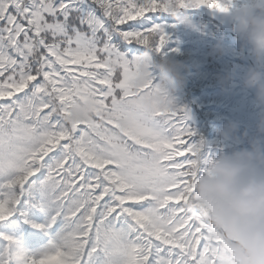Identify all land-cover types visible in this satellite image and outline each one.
I'll use <instances>...</instances> for the list:
<instances>
[{"label":"snow or ice","instance_id":"snow-or-ice-1","mask_svg":"<svg viewBox=\"0 0 264 264\" xmlns=\"http://www.w3.org/2000/svg\"><path fill=\"white\" fill-rule=\"evenodd\" d=\"M0 0V221L37 173L56 237L25 251L0 233V264H264L259 238L213 230L203 206L189 207L200 156L182 106L162 107L153 73L127 84L138 56L167 40L152 13L221 0ZM139 51V49H136ZM91 100L94 115L65 118ZM198 156L200 159L198 160ZM196 169V171H194ZM40 228L42 225H34Z\"/></svg>","mask_w":264,"mask_h":264},{"label":"clouds","instance_id":"clouds-1","mask_svg":"<svg viewBox=\"0 0 264 264\" xmlns=\"http://www.w3.org/2000/svg\"><path fill=\"white\" fill-rule=\"evenodd\" d=\"M235 2L221 0L228 9L233 8ZM173 5L176 6L175 0ZM233 15L232 31L240 41L241 50L247 48L253 61L240 76V83L243 88L254 92L253 103L257 109L255 131L252 135L247 129L241 132L236 121H228L217 129L219 140L246 141L247 146L235 147L210 158L207 167L199 170L195 177L189 207L203 206L209 226L221 231L228 243L236 244L247 253V248L234 238L246 241L258 237L264 246V0H239ZM181 22L187 21L182 19ZM223 51L220 41L212 48L213 54H222ZM153 53L149 49L138 56L127 84L138 89L151 78L150 73L156 72L158 104L174 107L175 93L185 80L184 65L181 61L163 56L156 62ZM234 79L235 73L231 71L216 76L218 85L225 91L234 86ZM93 108L91 100L73 103L65 119L69 123L82 122L94 115ZM197 143L200 156L208 157L203 152L204 141L197 140ZM249 264H260V261L251 258Z\"/></svg>","mask_w":264,"mask_h":264},{"label":"trees","instance_id":"trees-1","mask_svg":"<svg viewBox=\"0 0 264 264\" xmlns=\"http://www.w3.org/2000/svg\"><path fill=\"white\" fill-rule=\"evenodd\" d=\"M90 2L91 0H87L83 5L84 11L91 10L87 6ZM238 2L236 0L233 8L238 6ZM151 17L154 18V23L164 27L167 34L160 53L152 54L153 60L158 62L162 56L171 57L184 65L185 80L175 93V102L188 113L186 124L196 133L192 140L204 141L203 152L209 158L229 152L235 147H246V141L237 143L234 140H219L217 129L228 121H236L241 132L247 129L249 135H252L255 131L257 109L253 103L254 96L240 83V76L249 65L242 64V70L236 67L241 64L238 61L242 51L247 52L252 60L248 49L241 50L240 41L232 38L221 25L197 12L196 8L183 9L176 13L157 12L152 13ZM182 19L187 22L182 23ZM218 41L222 42L224 51L222 54H213L212 48ZM146 51L149 49L141 45H128L123 53L126 58L132 59ZM229 71L235 73L234 86L225 91L218 85L216 76ZM153 74L158 79L157 73ZM43 178L42 173H37L28 183L37 186ZM46 201L47 197L42 188L37 196L33 190L26 191L25 195L20 193V200L13 214L0 221V231L12 236L25 251H36L46 246L56 237L63 223L57 218L49 224L51 212ZM15 220L19 227H15ZM34 225L42 227L37 228Z\"/></svg>","mask_w":264,"mask_h":264},{"label":"water","instance_id":"water-1","mask_svg":"<svg viewBox=\"0 0 264 264\" xmlns=\"http://www.w3.org/2000/svg\"><path fill=\"white\" fill-rule=\"evenodd\" d=\"M200 11H202L204 14H206L208 17L216 20L217 22H219L221 25L225 26L227 30H229L231 32V34L233 36H235L234 32L232 31L231 25L234 22V15H233V11L230 12H224L221 13L219 11H215L213 9H208L205 7H200L198 8ZM241 60L248 62V57L246 54H244L241 58ZM250 92H253V90L248 89Z\"/></svg>","mask_w":264,"mask_h":264},{"label":"rangeland","instance_id":"rangeland-1","mask_svg":"<svg viewBox=\"0 0 264 264\" xmlns=\"http://www.w3.org/2000/svg\"><path fill=\"white\" fill-rule=\"evenodd\" d=\"M243 52V51H242ZM237 69H243V65L242 64H237ZM237 72V71H236ZM238 73V72H237ZM257 117V116H256ZM255 116H253V118H256ZM41 184L35 186V185H30L29 183H27L26 185H24V189L21 188L19 190V193H21L22 195H25V192H29L30 190H33L35 192V196H37V193L39 192V189H41ZM39 198H42L41 196L38 195ZM20 200V199H19ZM11 224V222H9ZM15 227H19V224L17 223V221L15 220V223H14ZM1 230V229H0ZM0 233H2L0 231Z\"/></svg>","mask_w":264,"mask_h":264}]
</instances>
